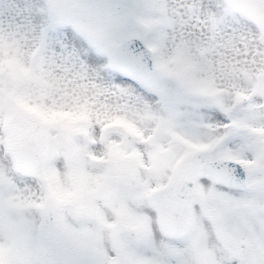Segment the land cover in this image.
I'll return each mask as SVG.
<instances>
[{"label": "snow or ice", "instance_id": "obj_1", "mask_svg": "<svg viewBox=\"0 0 264 264\" xmlns=\"http://www.w3.org/2000/svg\"><path fill=\"white\" fill-rule=\"evenodd\" d=\"M0 264H264V0H0Z\"/></svg>", "mask_w": 264, "mask_h": 264}]
</instances>
